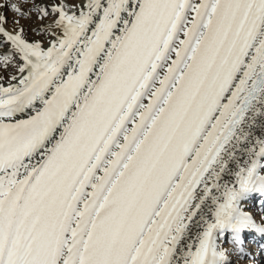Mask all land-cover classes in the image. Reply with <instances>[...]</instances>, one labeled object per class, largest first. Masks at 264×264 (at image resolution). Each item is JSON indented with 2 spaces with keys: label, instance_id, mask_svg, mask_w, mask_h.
<instances>
[{
  "label": "snow or ice",
  "instance_id": "obj_1",
  "mask_svg": "<svg viewBox=\"0 0 264 264\" xmlns=\"http://www.w3.org/2000/svg\"><path fill=\"white\" fill-rule=\"evenodd\" d=\"M249 233L264 0H0V264H241Z\"/></svg>",
  "mask_w": 264,
  "mask_h": 264
},
{
  "label": "bare ground",
  "instance_id": "obj_2",
  "mask_svg": "<svg viewBox=\"0 0 264 264\" xmlns=\"http://www.w3.org/2000/svg\"><path fill=\"white\" fill-rule=\"evenodd\" d=\"M39 22L35 20V17L32 20H29L28 24H25V28L28 30V38L29 39H40V37L36 36L35 33L31 30L37 26ZM6 75V74H5ZM5 86H7V82L4 81ZM249 209L256 215L257 219H259V205L256 202H250L248 205ZM196 229L193 228V234ZM247 248L252 253V257L248 260H244L241 264H258L261 259L264 258V252L261 251L264 248V237L256 234L249 233L246 240Z\"/></svg>",
  "mask_w": 264,
  "mask_h": 264
},
{
  "label": "rangeland",
  "instance_id": "obj_3",
  "mask_svg": "<svg viewBox=\"0 0 264 264\" xmlns=\"http://www.w3.org/2000/svg\"><path fill=\"white\" fill-rule=\"evenodd\" d=\"M7 15H8V17H9V21H11V19L13 18V13L12 12H8L7 13ZM34 18V17H33ZM29 23V20H21V24H23L24 26H25V24H28ZM28 26H29V24H28ZM9 27H11V23L9 24ZM255 202V201H254ZM256 203V202H255ZM227 246V245H226ZM258 264H264V258L263 259H261L260 261H259V263Z\"/></svg>",
  "mask_w": 264,
  "mask_h": 264
}]
</instances>
